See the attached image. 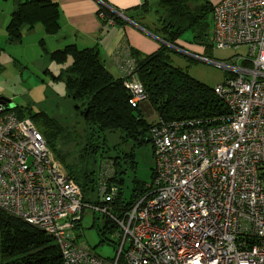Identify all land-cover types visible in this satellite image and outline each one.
<instances>
[{
	"label": "built area",
	"instance_id": "obj_1",
	"mask_svg": "<svg viewBox=\"0 0 264 264\" xmlns=\"http://www.w3.org/2000/svg\"><path fill=\"white\" fill-rule=\"evenodd\" d=\"M211 38L217 49H249L232 65L213 62L230 72L215 87L227 111L154 124L150 191L121 215L113 160H103L99 202H86L35 121L0 101V210L52 235L64 264H264V0L214 5ZM124 54L117 62L138 107L149 96ZM90 204L117 225L113 258L75 232Z\"/></svg>",
	"mask_w": 264,
	"mask_h": 264
},
{
	"label": "trees",
	"instance_id": "obj_2",
	"mask_svg": "<svg viewBox=\"0 0 264 264\" xmlns=\"http://www.w3.org/2000/svg\"><path fill=\"white\" fill-rule=\"evenodd\" d=\"M100 11L106 15L103 24L109 20L123 21L107 5V0H99ZM156 11L157 36L163 43L160 49L150 55L132 52L136 59V74L146 88L148 102L159 119L151 122L141 105L131 104V93L125 87L124 78H115L107 69L100 50L96 47L79 49L68 45L49 53L50 60L66 66L58 75L46 70L53 79L62 80L66 96L74 102L82 116L85 129L84 140L73 159L71 153L64 152L62 146L66 137H71L69 129L47 112L27 115L18 108L20 117H30L41 126L48 144L62 162L69 175L82 187L86 202H99L98 183L103 160H113L115 175L110 179L117 183L119 192L112 202L113 212L121 215L131 208L142 196L150 191L152 180L143 182L132 179L130 195L125 196L124 183L130 169L137 167L136 151L147 143L153 146L150 130L157 122L194 117L221 115L227 111L224 101L215 88L192 78L171 63V54L177 51V42L182 35L191 31L199 44H212L214 6L208 0H158ZM149 10V5L144 7ZM59 5L52 0H28L19 3L11 15L7 26L10 44H20L25 30H33L42 24L49 35L60 31ZM71 64L68 65V60ZM13 109V108H12ZM117 137L116 142H111ZM71 141V140H70ZM80 143V141H78ZM154 148V146H153ZM155 153V152H154ZM99 215H96L98 219ZM105 217V226L97 221L98 235L102 241L116 243L108 239L107 231L112 232L117 225ZM0 260L1 264H64L62 252L55 238L26 220L0 210Z\"/></svg>",
	"mask_w": 264,
	"mask_h": 264
},
{
	"label": "rangeland",
	"instance_id": "obj_3",
	"mask_svg": "<svg viewBox=\"0 0 264 264\" xmlns=\"http://www.w3.org/2000/svg\"><path fill=\"white\" fill-rule=\"evenodd\" d=\"M157 2L158 0H152L151 3L155 16L159 9ZM31 35H27L21 44L9 45L5 42L6 33L0 27V97L9 100L12 111L18 112L17 106L27 115L31 112L35 114L44 111L65 126L66 131L69 129L71 137L67 136L65 143L61 146L64 152L71 153L69 158L73 159V155H76L79 150L76 146L80 148L82 143H85L83 139L73 140L78 138L77 134L84 137V120L75 108L73 100L66 96L64 81L53 79L50 74L46 73L49 67L60 72L61 66L43 56L38 40ZM32 37L34 39H31ZM180 41L184 48L179 47L177 51L180 53L171 54L172 65L213 88L222 84L230 76L229 71L217 67L213 62L232 65L236 58L250 56L246 46L239 49H217L211 45L199 44L194 40L191 31L183 34ZM146 117L151 122L159 119L150 106ZM39 128L43 129L41 126ZM116 141L117 137L111 138V142ZM136 160V169L128 171L124 183L126 197L130 195L132 179L138 178L147 183L152 180L155 158L154 148L150 142L137 149ZM91 205L85 208L83 219L75 232L95 253L113 258L117 254L118 247L116 248L115 243L101 240L93 223L97 221L98 225L104 228L105 217L98 212L99 217L96 219L98 214L94 213ZM115 214L119 215L118 212ZM115 230L113 228L112 232L107 231L108 239H113L112 234ZM116 239L115 237L113 240L116 241Z\"/></svg>",
	"mask_w": 264,
	"mask_h": 264
},
{
	"label": "crops",
	"instance_id": "obj_4",
	"mask_svg": "<svg viewBox=\"0 0 264 264\" xmlns=\"http://www.w3.org/2000/svg\"><path fill=\"white\" fill-rule=\"evenodd\" d=\"M26 1L28 0H0V27L6 33V37L7 26L13 11L19 3ZM52 1L59 5L60 31L55 35H49L42 24H37L33 30H25L23 35L24 40L27 35L32 34L31 36L38 40V46L42 49L43 56L49 59L50 52L63 49L68 45H76L79 49L96 47L100 50L109 72L115 78H124V72L117 62L118 56L124 59V53L127 50L131 54L138 52L143 56L150 55L158 51L163 43L161 37L156 34L158 25L152 11V0H107V5L123 21L106 25L99 17L101 7L99 0ZM208 1L214 6L222 0ZM148 5L149 10H146L144 7ZM5 42L9 45H16L10 44L8 38ZM177 44L181 49L184 48L180 40ZM69 64H71L70 58ZM65 67L61 66L59 70ZM48 70L55 75L60 73L51 67ZM148 104V101L141 104L145 115L149 111L150 104Z\"/></svg>",
	"mask_w": 264,
	"mask_h": 264
},
{
	"label": "water",
	"instance_id": "obj_5",
	"mask_svg": "<svg viewBox=\"0 0 264 264\" xmlns=\"http://www.w3.org/2000/svg\"><path fill=\"white\" fill-rule=\"evenodd\" d=\"M0 101H2V102H9V100L6 99V98H4V97H0ZM6 108H7V109H11L12 107H10L9 105H7Z\"/></svg>",
	"mask_w": 264,
	"mask_h": 264
}]
</instances>
